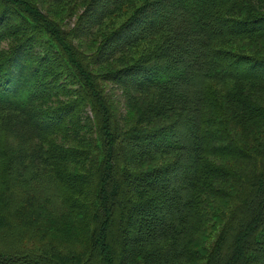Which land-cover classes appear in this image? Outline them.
Segmentation results:
<instances>
[{"label": "trees", "instance_id": "obj_1", "mask_svg": "<svg viewBox=\"0 0 264 264\" xmlns=\"http://www.w3.org/2000/svg\"><path fill=\"white\" fill-rule=\"evenodd\" d=\"M131 2L0 0V264H264V0Z\"/></svg>", "mask_w": 264, "mask_h": 264}, {"label": "rangeland", "instance_id": "obj_2", "mask_svg": "<svg viewBox=\"0 0 264 264\" xmlns=\"http://www.w3.org/2000/svg\"><path fill=\"white\" fill-rule=\"evenodd\" d=\"M143 0H136V3H134L133 4V2H131L129 5H127L126 4V6L125 7H123V9H121L120 10V15H118V16H116V18L118 19V21H121L122 19H125V16H126V13H127V11L128 12H131V10H133L134 8H136L137 6H139V4L142 2ZM73 24H71V26H72ZM3 46H6V42H4L3 44H2ZM35 48V50L38 48L37 46H35L34 47ZM16 70V69H15ZM49 74H51V69H50V71H49ZM46 78H47V76H46ZM6 79H4V81H5ZM4 81H3V84H4ZM8 82V81H7ZM9 83V82H8ZM2 84V85H3ZM56 102L55 101H53V99H47V100H44L43 99V101H38L36 104H35V106L36 107H34V108H31V111H33L35 108H37V109H39V111H37V115H39L42 119H43V116L41 115V113H42V111H40V110H44V109H46L47 107H49V106H52V105H54ZM81 114V116H85V113H84V110L80 113ZM12 134V133H11ZM20 135H22V133H20V132H15L13 135H11L10 136V138H9V142L10 143H12V145L13 146H22V145H24V146H26V144L25 143H22V145L21 144H19V142H18V139H19V137H20ZM65 143L66 144H72V143H74V141H72L71 139H65ZM58 174H59V170H55ZM0 176H1V174H0ZM232 185V184H231ZM60 188H61V192H62V186H59ZM76 187L78 188V187H81V184L80 183H77L76 184ZM60 192V193H61ZM215 194H213L212 195V197L214 196ZM211 197V198H212ZM217 197H220L219 195H217ZM218 204H219V207H222V204H221V202L220 201H218ZM205 222H204V226H205ZM209 225V226H208ZM207 226H206V229H205V227H204V229L206 230V235H207V233L210 231V224H208ZM203 226V225H202ZM218 226H219V224H218ZM44 228V227H43ZM216 229H217V227L215 228V231H216ZM47 232V240L48 241H50V239L54 236V238H55V243H56V251H59V250H63L64 249V247H65V244H63L61 241H60V238L58 239V234H57V232L55 231V230H45V233ZM14 234H15V232L13 233V234H9V233H5V232H2V233H0V248H2L4 245L5 246H7V245H11V244H13L14 243V241H16V240H20V245H24V244H26V242H25V240H24V238H21L20 236H17V237H14ZM34 236H36V234L34 233L33 234ZM28 236V235H27ZM199 239H204V236H203V234H202V230H200L197 234H196V236H195V238H194V243H196V248L195 249H200V248H197L198 246H200L201 244L199 243ZM28 242V241H27ZM29 245H32V243H28ZM73 250H76L77 248L75 247V246H72L71 247Z\"/></svg>", "mask_w": 264, "mask_h": 264}, {"label": "bare ground", "instance_id": "obj_3", "mask_svg": "<svg viewBox=\"0 0 264 264\" xmlns=\"http://www.w3.org/2000/svg\"><path fill=\"white\" fill-rule=\"evenodd\" d=\"M12 252V251H11Z\"/></svg>", "mask_w": 264, "mask_h": 264}]
</instances>
